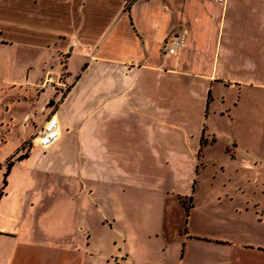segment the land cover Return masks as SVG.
Returning a JSON list of instances; mask_svg holds the SVG:
<instances>
[{"label":"crops","instance_id":"obj_1","mask_svg":"<svg viewBox=\"0 0 264 264\" xmlns=\"http://www.w3.org/2000/svg\"><path fill=\"white\" fill-rule=\"evenodd\" d=\"M178 33L184 45L161 55L162 40ZM16 51L34 60L22 79L6 74ZM0 54V167L50 114L59 129L50 147L31 142L5 166L3 176L25 160L45 187L0 234V264H264L263 207L224 229L213 212L191 224L197 167L214 157L208 114L228 112L225 89L264 94V0H0ZM50 55H63L53 77L63 66L66 84L51 107L43 78L52 70L35 71ZM253 109L255 172L264 108ZM230 142L223 150L234 157ZM179 196L191 199L184 227L167 228L166 201L174 207ZM149 240L162 262L138 251Z\"/></svg>","mask_w":264,"mask_h":264},{"label":"rangeland","instance_id":"obj_2","mask_svg":"<svg viewBox=\"0 0 264 264\" xmlns=\"http://www.w3.org/2000/svg\"><path fill=\"white\" fill-rule=\"evenodd\" d=\"M126 1L128 2V0ZM31 54L30 51L26 53L16 51V66L13 71L11 68L7 70V77L14 76L17 79H22L27 61L31 62V65L34 64V60L30 58ZM8 56L12 57L13 51L10 55L8 54ZM0 57H2L1 54ZM56 59V57L50 55L42 68H40L42 65L40 64L42 63L41 59H37L36 75L44 72L47 68L52 70L50 75L53 77L55 71L60 69L63 55L59 57L60 64ZM2 75H4V72L2 73L0 68V77ZM64 75L65 71L62 66L60 74L53 77V86L47 84V86L43 88L44 92L49 93L47 98L52 102L50 105L46 104L47 106H53L56 94L59 92L62 93V91L65 90L66 84L63 85V83H61ZM52 90L55 91L54 94L51 93ZM224 91L225 99L223 104L227 106L225 108H228V112L221 115L209 113L205 123L206 128L215 133V146L212 148L214 157H212L213 161L208 160L202 167H197L191 219V224L197 225L200 221V217H198L200 212L206 214L213 212L217 215V218H219L217 219L218 224H220L223 229L230 224H237L239 221H249L251 219L250 210L253 204H257L256 207L258 208H264V155H262L263 157L261 158H257L260 163L256 164L254 172L252 170L254 154L252 150H249L252 146L251 127L253 126V103L255 105L259 104V108H264V94L258 89L247 87H241L238 91L236 88L231 90L225 89ZM232 99L236 102V107L232 106ZM213 102V108L220 105L218 101L214 100ZM263 125L262 123L261 126L263 131H256L257 134L255 136L257 137V144L260 142L261 144L264 143ZM37 128H32V131L19 143L13 155L5 160L6 162L3 164L4 167H0V192H2L0 194V234H7L6 230H8L9 226L13 223L12 217L18 215L17 212L23 209L22 206H25L22 204L23 200L27 201L30 194H34L40 190L43 191V187H45L42 186L41 183L42 174L39 176V173L33 172V174H35L34 177L29 174L27 176L29 169H25V166H27L25 160L22 162L24 168L18 169V165H15L6 176H3L6 172L5 166L8 167L9 165V160L25 152ZM2 137L3 135L1 134L0 140ZM232 139L235 140L236 146H233L232 142H230ZM229 142L230 144L227 146V152H232L234 157H230V154L223 150L225 145ZM15 176H19L23 178V180L25 179V181L18 184V180L16 182L14 181ZM3 180L5 181L4 184ZM222 184L224 185L222 186ZM224 190L233 191L232 200L223 199L217 204L208 199L210 195L212 196L214 193ZM176 199L177 203L174 201V207H172L170 203L173 200L166 201L164 226L170 228V225H175L180 230L184 227L186 215L191 206V199L189 200L186 197L180 196ZM233 206L238 208L239 213H234ZM244 206L250 209L246 211L244 210ZM143 207L152 208L149 210V213H151L154 208L153 205L146 203L143 204ZM143 222L146 223V220L143 219ZM262 224L264 225V219L262 220ZM259 228L264 229V226ZM5 240V237L0 236L1 242H6ZM175 244L177 243L175 242ZM158 248L159 245L157 242L155 243V241L149 240L145 241L144 246L138 248V251L145 255L152 251L153 254L157 255L155 256L156 261L162 262ZM6 250V246L0 244V257L2 259L6 255Z\"/></svg>","mask_w":264,"mask_h":264},{"label":"built area","instance_id":"obj_3","mask_svg":"<svg viewBox=\"0 0 264 264\" xmlns=\"http://www.w3.org/2000/svg\"><path fill=\"white\" fill-rule=\"evenodd\" d=\"M185 36L182 33L166 37L159 46L161 55L176 54L177 51L184 45ZM43 84L53 86L54 82L49 75L43 78ZM59 136L58 123L53 114L47 116L39 128L31 137V142L35 143L42 149H47L57 140Z\"/></svg>","mask_w":264,"mask_h":264},{"label":"trees","instance_id":"obj_4","mask_svg":"<svg viewBox=\"0 0 264 264\" xmlns=\"http://www.w3.org/2000/svg\"><path fill=\"white\" fill-rule=\"evenodd\" d=\"M6 168V167H5ZM4 182V181H3ZM189 200H190V197H189Z\"/></svg>","mask_w":264,"mask_h":264}]
</instances>
